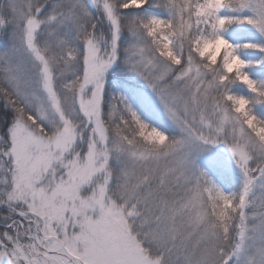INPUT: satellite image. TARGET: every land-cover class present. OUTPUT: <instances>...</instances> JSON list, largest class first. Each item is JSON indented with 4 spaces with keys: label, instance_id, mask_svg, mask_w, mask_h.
Instances as JSON below:
<instances>
[{
    "label": "snow or ice",
    "instance_id": "1",
    "mask_svg": "<svg viewBox=\"0 0 264 264\" xmlns=\"http://www.w3.org/2000/svg\"><path fill=\"white\" fill-rule=\"evenodd\" d=\"M0 264H264V0H0Z\"/></svg>",
    "mask_w": 264,
    "mask_h": 264
}]
</instances>
